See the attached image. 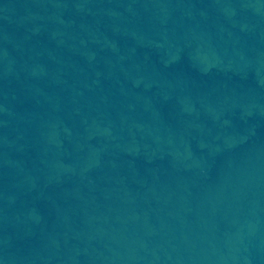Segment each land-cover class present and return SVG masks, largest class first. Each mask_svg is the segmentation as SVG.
Returning <instances> with one entry per match:
<instances>
[{
	"label": "water",
	"instance_id": "obj_1",
	"mask_svg": "<svg viewBox=\"0 0 264 264\" xmlns=\"http://www.w3.org/2000/svg\"><path fill=\"white\" fill-rule=\"evenodd\" d=\"M0 264H264V0H0Z\"/></svg>",
	"mask_w": 264,
	"mask_h": 264
}]
</instances>
